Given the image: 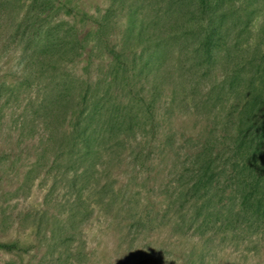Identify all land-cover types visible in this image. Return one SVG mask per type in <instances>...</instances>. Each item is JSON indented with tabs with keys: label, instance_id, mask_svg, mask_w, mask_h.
I'll list each match as a JSON object with an SVG mask.
<instances>
[{
	"label": "trees",
	"instance_id": "obj_1",
	"mask_svg": "<svg viewBox=\"0 0 264 264\" xmlns=\"http://www.w3.org/2000/svg\"><path fill=\"white\" fill-rule=\"evenodd\" d=\"M33 1L22 0L23 8L27 11ZM253 2L112 0L102 14L91 16L66 8L65 0H56L54 8L66 9L79 25L59 21L52 30L48 21L38 30L31 51L26 46L23 52L44 76L46 89L32 110L41 143L36 156L51 150L52 179L58 177L52 187H59L64 178L68 191L74 193L63 208L70 218L63 221L67 236L77 235L78 226L71 221L82 220L87 211L86 157L98 153V142L113 146L126 141V132L136 125L155 136L160 127L167 129L157 142L166 155L165 210L168 221L175 215L174 229H184L189 240L186 261L179 262L173 255L178 264H205L206 242L218 227L209 221L210 216H221L225 229L229 221L243 226L249 222L257 229L264 226V50L252 45L254 27L261 18ZM122 14L126 23L119 33ZM249 49L255 53L249 55ZM95 60L102 65L94 77L71 72L78 64L86 71ZM160 61L162 82L156 79L146 90L144 86L128 89L129 109L118 112L113 90L122 81V87L128 88L129 80L143 71L157 70ZM200 113L204 120L199 132L174 125V120L195 119ZM223 118H227L224 131ZM197 124L200 121L195 119L194 129ZM221 178L234 186L232 209L220 205L224 195L211 191ZM24 186L19 183L18 190L24 191ZM108 190L116 194L112 186ZM37 222L29 224L34 232L39 230ZM60 224H52V239L40 241L21 242L9 232L8 237H0V252L13 256V264L21 263L36 245L48 251L52 247L54 255L56 247L69 240L56 234ZM21 226L15 221L8 228L18 232Z\"/></svg>",
	"mask_w": 264,
	"mask_h": 264
},
{
	"label": "rangeland",
	"instance_id": "obj_2",
	"mask_svg": "<svg viewBox=\"0 0 264 264\" xmlns=\"http://www.w3.org/2000/svg\"><path fill=\"white\" fill-rule=\"evenodd\" d=\"M65 1L66 8L91 16L102 14L112 3V0ZM252 1L254 11L258 9L261 17L254 27L252 45L259 44L264 50V0ZM55 4L56 0H35L26 11L22 0H0V237H8L10 232L11 237L19 236L20 241L26 243L52 239V224L61 223L62 228L56 234L69 240L56 247L54 255L52 247L48 251L45 246L36 245L22 256L19 264H178L173 255L179 262L186 261L188 236L184 229H174L175 215L168 221L165 210L162 180L166 172V155L162 148H157V142L164 138L167 129L161 127L157 136L152 134L153 137L136 125L135 130L126 132L129 135L126 141L121 139L113 146L98 142V153L86 157L84 196L88 200L84 204L87 208L85 217L71 221L73 226H78L75 237L64 233L63 221L70 218L65 214L67 209L63 208L69 206L74 193L68 191L70 187L64 178L59 180V187H52V181L58 177L52 179L51 150L36 156L41 143L37 141L32 110L46 89L43 88L44 76L31 65V57H24L23 52L26 46L31 51L38 30L48 21L52 30L59 21L75 23L77 18L72 19L73 14H67L63 8L57 11ZM257 4L258 8L255 7ZM124 14L120 16L121 24L116 32L121 33L126 23ZM84 25L81 24L82 30ZM248 53L255 52L251 49ZM82 65L72 66L71 72L94 77L97 66L102 63L95 60L86 71ZM157 65V70L149 69L134 76L129 80L128 88L122 87V81L121 86L113 90L118 112L129 109L126 108L129 105L128 89L141 90L144 86L143 90H146L156 79L162 82L163 62ZM229 106V103L224 106L221 117L226 115ZM233 111L236 115V110ZM195 119L200 121L196 129L193 128ZM195 119L179 118L174 120V125L179 130L199 132L203 114ZM226 122L227 118H223L222 130L226 128ZM19 183L28 184V187L19 191ZM110 186L116 194L110 193ZM211 191L214 195H224L220 205L230 209L235 206L234 186L227 184L224 178ZM221 220L219 215L209 218L218 227L216 231L212 230V240L206 242L208 249L203 254L206 255L204 263L264 264V226L257 229L249 222L243 226L242 222L229 221L230 225L225 229ZM15 221L22 223L18 232L8 228ZM32 221H38L39 230H32L29 226ZM57 253H60L59 257ZM14 261L10 254L0 252V263L13 264Z\"/></svg>",
	"mask_w": 264,
	"mask_h": 264
}]
</instances>
